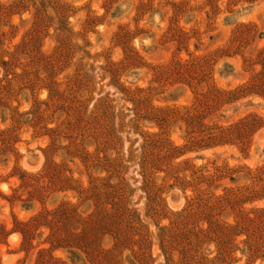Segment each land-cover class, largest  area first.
I'll use <instances>...</instances> for the list:
<instances>
[{
  "label": "rangeland",
  "instance_id": "obj_1",
  "mask_svg": "<svg viewBox=\"0 0 264 264\" xmlns=\"http://www.w3.org/2000/svg\"><path fill=\"white\" fill-rule=\"evenodd\" d=\"M263 46L264 0H0V264H264L243 242L264 230L233 228L235 196H264V126L245 152L173 158L197 109L155 78L206 56L194 88L231 89ZM249 113L264 118L262 97L214 119Z\"/></svg>",
  "mask_w": 264,
  "mask_h": 264
},
{
  "label": "trees",
  "instance_id": "obj_2",
  "mask_svg": "<svg viewBox=\"0 0 264 264\" xmlns=\"http://www.w3.org/2000/svg\"><path fill=\"white\" fill-rule=\"evenodd\" d=\"M221 57V56H220ZM255 62L250 63L251 68L255 64L260 65V69L250 76L249 80L243 84L237 85L231 89H222L215 84H211L203 89H196V84L206 82L205 64L208 59L206 56L192 58L191 60H176L172 65L162 66L155 73V78H169L175 76L178 82L184 83L192 88L193 108L196 113L185 114L180 119L183 122L186 134H198L199 138L191 137L188 143L176 149L173 158L182 156L188 152L199 151L202 149L213 148L217 146H234L240 152H245L251 145V140L255 132L264 126V118L254 113H249L236 119L225 118L223 114H215L226 105H230L242 98L258 95L264 99V46L258 51ZM195 81V82H194ZM192 83L194 86H192ZM161 112L153 118L158 128L166 126L167 117L175 115L173 110ZM176 148V147H174ZM256 177L261 174L255 175ZM264 197L258 194L256 189L247 191L245 194L237 195L234 198L235 221L234 230L237 228L235 235L251 232L255 235L258 231L264 230V208L251 207L244 209L242 204L252 202ZM29 222V221H28ZM23 224V237L27 238L33 228L32 222ZM210 228V226H208ZM249 234V233H248ZM244 240L247 246L248 259L264 257V239L261 236L255 237L252 242Z\"/></svg>",
  "mask_w": 264,
  "mask_h": 264
}]
</instances>
